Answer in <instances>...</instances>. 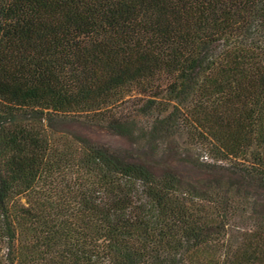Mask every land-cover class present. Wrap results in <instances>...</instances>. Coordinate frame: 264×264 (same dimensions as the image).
I'll return each mask as SVG.
<instances>
[{
  "label": "trees",
  "instance_id": "trees-1",
  "mask_svg": "<svg viewBox=\"0 0 264 264\" xmlns=\"http://www.w3.org/2000/svg\"><path fill=\"white\" fill-rule=\"evenodd\" d=\"M261 193L264 0H0V264H264Z\"/></svg>",
  "mask_w": 264,
  "mask_h": 264
},
{
  "label": "rangeland",
  "instance_id": "rangeland-1",
  "mask_svg": "<svg viewBox=\"0 0 264 264\" xmlns=\"http://www.w3.org/2000/svg\"><path fill=\"white\" fill-rule=\"evenodd\" d=\"M145 123V121H143ZM60 129L69 131L70 133L83 135L96 142L104 143L115 149L132 150L134 154L139 156L146 162H157V163H172L173 165V137L164 136L160 132H156L154 136H144L138 144H131L125 138H121L104 132L100 129L87 127L81 124H64L60 126ZM198 157V156H197ZM196 155H182V159L186 162H190L192 158H197ZM199 161H206L205 157L199 156ZM178 169L182 173L188 174V165H179ZM194 174L195 173H189ZM260 197L264 199V193L260 194Z\"/></svg>",
  "mask_w": 264,
  "mask_h": 264
}]
</instances>
